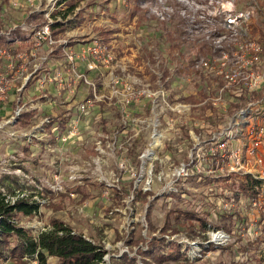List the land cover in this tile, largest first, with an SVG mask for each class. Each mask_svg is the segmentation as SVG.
Wrapping results in <instances>:
<instances>
[{"label":"rangeland","instance_id":"rangeland-1","mask_svg":"<svg viewBox=\"0 0 264 264\" xmlns=\"http://www.w3.org/2000/svg\"><path fill=\"white\" fill-rule=\"evenodd\" d=\"M216 1L0 0L1 34L8 35L14 25L20 27V32L13 30L8 36L19 37V41L5 44L2 50L34 59L37 47L33 30L52 19L65 27L64 31L56 30L57 38L67 39L80 56L75 69L59 52L61 65L57 64V70L41 64L38 77L59 71L69 78L60 94L56 92L53 97L48 85L38 94L32 83L24 92H13L12 107L0 116V191L10 199L22 196L41 206L38 215L17 217L19 227L37 234L50 227L51 219L58 218L103 247L105 264H115L124 255L145 264L139 252L148 247V238L162 237L161 229L171 209L202 211L206 203L203 196L210 187L216 192L220 188L236 189L245 182L238 174L202 181L179 179L180 168L185 165L191 170L194 165L187 162L198 154L203 160L212 134L228 129L240 111L227 114L221 104H212L224 82L216 70L197 67L212 54L200 39L203 34L191 37L188 32V21L193 17L204 21L201 13L219 7ZM231 1L239 10L253 11L244 31L264 43V0ZM215 20L216 28L221 29L222 19ZM21 41L27 44L21 46ZM96 43L106 50L97 55L98 67L89 70L82 52ZM36 53L37 57L43 55L38 49ZM90 54L93 60L96 55ZM9 69V65L0 68V74L8 80L14 77L13 83L20 87L22 79H15ZM77 74L85 75L93 85L79 80ZM3 97L0 103L8 101V94ZM48 97L56 100V120L54 126L39 132L50 111ZM89 100L92 106L87 112H79L78 105ZM209 104L224 114L206 113L204 106ZM18 108L23 113L36 111L29 127L7 124L16 117ZM251 110L248 120L261 119L264 100L255 102ZM54 127L58 129L55 133ZM195 128H201L200 134ZM135 174L136 191L130 189ZM5 177L9 178L4 181ZM107 188L118 190L120 198L112 199V190ZM140 190L152 196H140ZM214 214L211 224H226L216 215L218 210ZM185 229L163 235L168 244L180 245L186 259L169 264H230L236 252L248 246L245 238L235 237V244L226 249L211 248L216 251L209 258L189 257V253L197 252L192 243L203 242L198 232L204 228L196 227L192 234ZM11 241L16 244L15 238ZM137 241L139 245L134 243ZM1 263L33 264L25 259H0Z\"/></svg>","mask_w":264,"mask_h":264},{"label":"built area","instance_id":"built-area-1","mask_svg":"<svg viewBox=\"0 0 264 264\" xmlns=\"http://www.w3.org/2000/svg\"><path fill=\"white\" fill-rule=\"evenodd\" d=\"M216 2L220 4L219 7L208 10L207 14L201 13V18L204 21H198L194 17L188 21L190 23L188 32L191 37L197 36L196 34H203L200 39L205 45H208L212 57L202 59L197 67L202 70L217 71L224 84L219 88V96L211 102L215 106L221 104V107H226L236 95H241L245 91L264 94V43L252 39L244 31L243 26L253 15L252 10H239L231 0H217ZM217 17L222 19L221 29L216 28L215 19ZM56 23V21L48 19L43 25L35 27L33 36L37 48L34 49L32 56L36 58V50L42 46V43H46L50 48V55L55 52L62 53L66 63L73 65L72 69H75L74 65L79 63L80 56L77 55L67 39L57 38L53 28ZM18 28L20 27L15 26L12 31H9L7 37L12 36ZM105 50V47L103 48L98 43L90 47L88 51L84 49L82 58L86 61L89 70H95L98 67L97 55L104 54ZM90 52L96 55L93 60H91ZM107 57L111 58L109 55ZM0 58L9 59L10 68H15L13 65L14 55L12 56L6 50H1ZM18 58L22 57L19 56ZM41 73L42 65H34L31 73L25 79L26 83L29 80H35V86L40 93L44 85L57 82L56 92L60 94V90L64 89L63 85L69 82V78L60 74L59 71L55 75L47 73L40 78L38 76ZM77 77L79 80H84L87 84L93 85L85 75L77 74ZM9 83L7 77L0 74V98H4L3 96L7 94ZM45 97L47 96L45 95ZM47 103L51 106L50 111L47 118L41 122L39 132H44L45 126H54L56 120L53 113L54 99L48 97ZM253 105L255 103L250 102L241 107L237 117L230 122L228 129L221 133L212 134L207 145L211 147L206 154L203 153V160L198 154L195 160L189 161L194 165L191 170L185 165L180 168L179 179H186L192 173L197 174L198 180L201 181L204 180L203 176L220 178L238 174L245 177L244 183H247V176H251L255 181L260 182L251 191L254 192L253 194H247L248 197L242 191L220 188L218 197L211 196L208 198L211 205H214L212 207L213 213L218 210L219 214L228 215L237 210L239 219L229 226V229L216 227L209 222L201 232H198V235L204 239L203 242L192 243L194 246L192 249L197 250V252L189 253V257L209 258L217 249H226L235 244L234 238L236 237L245 238L248 246L237 251L233 262L230 264H264V116L253 121L248 120L252 116L251 108ZM91 106L92 102L89 100L78 105V111L86 113ZM21 112V108H18L16 117L9 119L7 124L17 125V120L24 111ZM243 116L248 118H241ZM55 127L53 128L54 133L58 130ZM2 132L0 130V133ZM11 136L16 137L14 133ZM24 137L32 138L30 135ZM213 146L216 147L213 148ZM214 160L222 162L221 166H213ZM222 194L226 197H222ZM21 198L23 197L17 196L11 199L7 197L12 204ZM188 250L190 252L191 247L188 246ZM30 262L38 264L34 260Z\"/></svg>","mask_w":264,"mask_h":264},{"label":"trees","instance_id":"trees-1","mask_svg":"<svg viewBox=\"0 0 264 264\" xmlns=\"http://www.w3.org/2000/svg\"><path fill=\"white\" fill-rule=\"evenodd\" d=\"M8 1H5L7 3ZM36 18V15L33 16ZM54 33L57 34L56 30L64 31V25L57 22L54 26ZM6 43V39L0 36V47ZM264 100V94L262 93H251L245 91L241 95H236L235 98L224 107V112L227 114H234L236 111L241 109L244 105L250 102H260ZM204 110L207 113L216 112L218 115H223L222 111L213 108L212 105H205ZM36 111L23 113L17 120V124L21 128H27L30 126V122ZM264 116V115H263ZM262 116V117H263ZM199 129L197 133H199ZM201 130H204L202 127ZM200 134V133H199ZM189 162V160H188ZM214 160L213 166L220 167L222 162ZM138 175L131 179L130 189L135 190V182L138 180ZM9 178L5 177L4 181ZM197 174H191L186 180H198ZM211 180L210 176H203ZM3 183L1 184H4ZM212 181H210L211 183ZM260 184L259 181H255L251 176H247V183L241 182L236 189L230 188L231 191H242L243 194H253L255 186ZM210 185V184H209ZM107 191H111L110 197L112 199H119V191L111 188H107ZM121 190V189H120ZM208 189V193L203 196L206 203L204 204L203 210L198 211L197 209H183L175 208L171 209L166 217L165 223L161 229L162 237L157 239L155 237L148 238L146 243L148 247L146 250H141L139 256L145 262V264H169L170 262L186 261L184 255L181 253L180 245L177 243L168 244L163 235L170 233L179 234L182 229L186 227L185 231L192 234L196 227L205 228L210 220L212 219V207L209 202V197H218V190ZM136 191V190H135ZM249 192H251L249 194ZM48 194H51L49 192ZM111 194L117 195L113 197ZM140 196L148 197L152 196L150 192H143L140 190L138 193ZM248 194V195H247ZM174 197H179L178 193H171ZM226 197L225 195H221ZM250 197V196H249ZM95 204V203H94ZM40 204L37 202H30L26 198H21L12 204L7 199V195L0 191V259H15L21 261V259L37 261L38 264H103L106 256V251L103 247L97 245L92 240L85 237L84 234L77 232L71 225L65 221L53 218L50 221V227L37 234L19 227L16 218L19 216L33 217L40 213ZM214 215V213H213ZM219 219L226 221L223 226L224 229H229V225L233 224L239 219V212L235 210L233 213L228 215L216 214ZM200 225V226H199ZM15 238L16 244L12 245V239ZM140 241L134 242L139 245ZM170 247L169 251L168 248ZM51 260H55L51 262ZM115 264H138L136 258H131L124 255L121 259L116 260ZM225 264V263H219Z\"/></svg>","mask_w":264,"mask_h":264},{"label":"crops","instance_id":"crops-1","mask_svg":"<svg viewBox=\"0 0 264 264\" xmlns=\"http://www.w3.org/2000/svg\"><path fill=\"white\" fill-rule=\"evenodd\" d=\"M1 24V23H0ZM12 25H10L11 27ZM16 25H14L13 27H11L12 29L15 27ZM12 29H9L12 30ZM16 32H20V31H16ZM0 36L1 37H4L6 39V43H4V45H2L0 47V51L2 50V48L6 45H9V44H12L14 41H19V37H6L7 36V33H4V35L1 34L0 32ZM9 40V41H8ZM26 41H21L20 45L23 46V44H27V43H24ZM9 43V44H8ZM19 44V43H18ZM39 51L43 52V55H40V57H36L32 60H28L26 58H24L21 54H18V55H14L15 56V60H14V64H16L15 68H10V72L12 73H15V79L19 80V79H22L21 81V85L20 87H17L16 86V83H13V79L14 77L12 78V80L9 79L10 83H9V90L7 91V94H8V98L7 100L8 101H3L1 102L0 104L2 106H4V108H2V111L0 113V116L2 117L4 114H7L9 108L12 107V104H11V100H15L14 97L15 95H13L14 93L13 92H21L24 90H27V88L29 87L30 84L32 85H35V80L33 81H30L28 83H26V77L31 73L32 69H33V66L34 65H40V64H43V65H47V68L48 69H53V70H57L58 65H61L60 63V60L58 58H60V56H58V53L55 52L54 54H49L50 52V48L46 45V43H42V46L38 48ZM19 51V50H18ZM13 53H15V51H12ZM20 52V51H19ZM57 54V55H56ZM13 56V55H12ZM19 56H21L22 58H18ZM53 57V58H52ZM1 59V58H0ZM57 59V60H56ZM2 62L0 63L1 65L3 64L4 67H1L0 68H4V69H7V65H10V60L9 59H1ZM65 61V60H64ZM62 62V61H61ZM66 62V61H65ZM64 63V62H63ZM6 66V67H5ZM61 69V67L59 68V70ZM57 73V71H53L51 74L52 75H55ZM56 88H57V85H56V82L53 83V84H49L47 86V90L48 92H50L49 94H52L53 97L54 96H57L56 95ZM38 94H40V92L38 91ZM48 94V95H49ZM26 95V94H25ZM27 96V95H26ZM1 99V98H0ZM54 99V98H53ZM55 103H56V100L54 99ZM55 105L53 106V111L55 110ZM55 260H53L54 262Z\"/></svg>","mask_w":264,"mask_h":264},{"label":"flooded vegetation","instance_id":"flooded-vegetation-1","mask_svg":"<svg viewBox=\"0 0 264 264\" xmlns=\"http://www.w3.org/2000/svg\"><path fill=\"white\" fill-rule=\"evenodd\" d=\"M26 113V112H25Z\"/></svg>","mask_w":264,"mask_h":264}]
</instances>
